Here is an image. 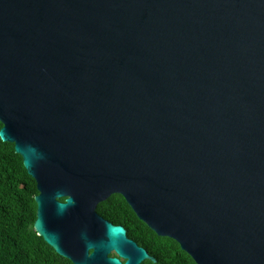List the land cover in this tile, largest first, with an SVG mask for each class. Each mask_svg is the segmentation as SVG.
I'll return each mask as SVG.
<instances>
[{"label":"water","instance_id":"1","mask_svg":"<svg viewBox=\"0 0 264 264\" xmlns=\"http://www.w3.org/2000/svg\"><path fill=\"white\" fill-rule=\"evenodd\" d=\"M0 123L73 264L157 262L116 194L196 264H264V0H0Z\"/></svg>","mask_w":264,"mask_h":264},{"label":"trees","instance_id":"2","mask_svg":"<svg viewBox=\"0 0 264 264\" xmlns=\"http://www.w3.org/2000/svg\"><path fill=\"white\" fill-rule=\"evenodd\" d=\"M2 126L0 123V129ZM37 195V183L25 169L14 144L0 138V264H73L57 254L35 231ZM110 198L116 199V203L109 210L104 204L99 205L100 214L109 220L119 215L122 219L118 223L158 259L157 264H196L176 241L157 236L139 220L121 195Z\"/></svg>","mask_w":264,"mask_h":264},{"label":"flooded vegetation","instance_id":"3","mask_svg":"<svg viewBox=\"0 0 264 264\" xmlns=\"http://www.w3.org/2000/svg\"><path fill=\"white\" fill-rule=\"evenodd\" d=\"M115 203H116V199H111V198H109L108 200H106V201L103 202V203H100L99 205L104 204V206L107 208V210H109L110 207L113 206ZM98 207H99V206H98ZM98 207H97V212H98L99 215H100L101 217H103L105 220H107V221L113 223L114 225H121V226L125 227L123 224L118 223V221H119L120 219H122L119 215H118V216H117V215H113L114 220H109V219L105 218L102 214H100V212L98 211ZM106 208H105V209H106ZM125 229L127 230V235H128V238H129V239L133 240L138 246L145 248V247H144V246H143L138 240H136V238L131 237V236L129 235V231H128V229H127L126 227H125ZM145 249H146V248H145ZM146 250H147V249H146ZM147 251H148V250H147ZM148 253H149V251H148ZM149 254H150V253H149ZM150 255H151V254H150ZM151 256H152V255H151ZM109 257L118 258V257H116V253H115V252L110 253V254H109ZM153 257H154V256H153ZM155 258H156V257H155ZM119 260L122 262V264L125 263V260L122 259V258H120V257H119ZM156 260H157V262L154 263V264H157V263H158V259H157V258H156ZM147 261H149V260H146V261L142 262L141 264H148ZM150 262H151V261H150ZM152 263H153V262H152Z\"/></svg>","mask_w":264,"mask_h":264}]
</instances>
